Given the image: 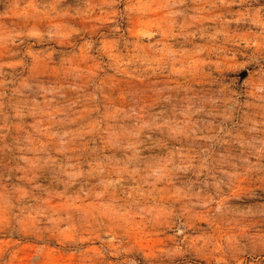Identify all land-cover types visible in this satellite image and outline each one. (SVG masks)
I'll return each instance as SVG.
<instances>
[{"label": "clouds", "instance_id": "obj_1", "mask_svg": "<svg viewBox=\"0 0 264 264\" xmlns=\"http://www.w3.org/2000/svg\"><path fill=\"white\" fill-rule=\"evenodd\" d=\"M0 264H264V0H0Z\"/></svg>", "mask_w": 264, "mask_h": 264}]
</instances>
